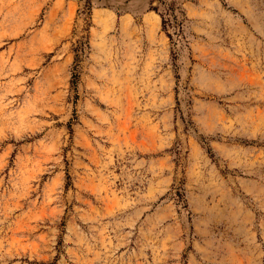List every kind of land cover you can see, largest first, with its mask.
<instances>
[{"label": "rangeland", "instance_id": "1", "mask_svg": "<svg viewBox=\"0 0 264 264\" xmlns=\"http://www.w3.org/2000/svg\"><path fill=\"white\" fill-rule=\"evenodd\" d=\"M0 264H264V0H0Z\"/></svg>", "mask_w": 264, "mask_h": 264}, {"label": "trees", "instance_id": "2", "mask_svg": "<svg viewBox=\"0 0 264 264\" xmlns=\"http://www.w3.org/2000/svg\"><path fill=\"white\" fill-rule=\"evenodd\" d=\"M162 18H163V17H162ZM165 22H166V21H165L164 18H163V24H164V25H165Z\"/></svg>", "mask_w": 264, "mask_h": 264}]
</instances>
